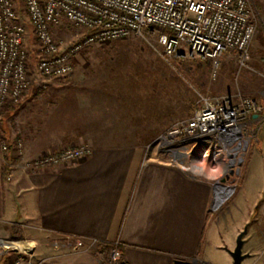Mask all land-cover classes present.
<instances>
[{
  "label": "crops",
  "instance_id": "obj_1",
  "mask_svg": "<svg viewBox=\"0 0 264 264\" xmlns=\"http://www.w3.org/2000/svg\"><path fill=\"white\" fill-rule=\"evenodd\" d=\"M103 51L90 48L84 56ZM98 61L85 65L83 86L81 80L69 83L75 112L67 131L43 123L27 140L12 138L9 154L0 155V238L20 236L32 244V256L22 264H108L103 246L115 240L127 264H190L194 257L205 264H232L228 250L244 231L240 264H264V131L226 207L210 212L213 179L184 173L150 147L195 109L160 124L152 118V80L125 81L121 68ZM255 100L264 107V93ZM263 117L255 121L261 125ZM68 143L86 145L89 155L54 166L25 165ZM3 160L8 180L2 178ZM68 236L83 245L73 249L51 241ZM206 245L224 250L223 262L212 259ZM12 255L0 253V264Z\"/></svg>",
  "mask_w": 264,
  "mask_h": 264
},
{
  "label": "built area",
  "instance_id": "obj_2",
  "mask_svg": "<svg viewBox=\"0 0 264 264\" xmlns=\"http://www.w3.org/2000/svg\"><path fill=\"white\" fill-rule=\"evenodd\" d=\"M63 27L79 32L64 41L54 34ZM148 27L157 34L165 57H198L213 61L214 68L226 50L247 56L245 48L254 32L249 0H0V109L18 104L32 85L44 89L51 80L69 77L73 57L83 48ZM263 112L264 107L251 97H242L239 103L204 100L190 118L174 123L153 141L155 151L165 163L192 177H201L208 165L213 181L219 172L225 182L214 181V200H220L217 188L233 190L239 181L251 141L249 124ZM2 119L0 113V155L5 157L11 142L3 132ZM89 153L84 144H67L42 152L25 165L72 163ZM66 239L73 249L83 245L80 239ZM51 240L58 244L57 239ZM32 248L0 238V253L16 254L8 264L24 263ZM108 264H127L117 240L109 244Z\"/></svg>",
  "mask_w": 264,
  "mask_h": 264
},
{
  "label": "rangeland",
  "instance_id": "obj_3",
  "mask_svg": "<svg viewBox=\"0 0 264 264\" xmlns=\"http://www.w3.org/2000/svg\"><path fill=\"white\" fill-rule=\"evenodd\" d=\"M249 7L254 32L245 48L247 56L242 57L239 51L233 49L226 50L217 58L216 68L213 66V61L198 57L168 58L161 53L157 34L149 27L126 38L92 44L78 52L76 77L71 74L67 78L51 80L44 89L32 85L23 94L18 104L5 105V107L11 105L13 109L8 114L2 115L4 134L8 136L9 141L12 138L27 140L42 130V124L46 122L59 124L62 131L65 129L67 131L69 116L75 112V98L70 95L74 89L69 87V83L72 80H81V86H83L85 65L96 63L101 59L104 60L103 63H114L113 68L115 67L116 70L121 68L124 74L119 73L120 78L125 81L152 80V118L155 116L160 124L185 118L189 112L200 107L204 100L229 99L233 103H239L242 97L260 99L264 93V0H249ZM78 32L79 29L75 27L54 30L55 36L64 41L76 36ZM90 48H100L105 51L100 55L85 57V51ZM262 120L264 123V117ZM260 131L259 122H250L251 141L245 160L251 147L253 148V145L260 141ZM152 152L156 153L154 142H152ZM156 155L158 159L164 158L157 153ZM208 167L211 166L208 165ZM208 167L202 176L212 179L214 176ZM215 175L220 176L214 180L218 182L222 175H219V172ZM234 189L227 194L226 198L213 200L210 212L216 209L218 211L220 206L222 211ZM7 239L15 240L22 245H32L20 236ZM56 241L57 243L65 241L72 247V241L66 238H57ZM108 249H104L107 256ZM206 250L212 259L223 262L221 255H225L224 250H215L209 245H206ZM10 252L13 255L9 260L16 256L13 251ZM193 260L197 261V264H205L197 257L190 259V264Z\"/></svg>",
  "mask_w": 264,
  "mask_h": 264
},
{
  "label": "water",
  "instance_id": "obj_4",
  "mask_svg": "<svg viewBox=\"0 0 264 264\" xmlns=\"http://www.w3.org/2000/svg\"><path fill=\"white\" fill-rule=\"evenodd\" d=\"M257 115H254V117H256ZM225 182V178H221L220 179V183L221 185H223ZM244 234V231L240 232L237 237H236V241H235V246L233 249H229L228 253L230 254L231 258H232V264H240L242 259L245 257V255L242 253V236Z\"/></svg>",
  "mask_w": 264,
  "mask_h": 264
},
{
  "label": "trees",
  "instance_id": "obj_5",
  "mask_svg": "<svg viewBox=\"0 0 264 264\" xmlns=\"http://www.w3.org/2000/svg\"><path fill=\"white\" fill-rule=\"evenodd\" d=\"M24 93H26V91H25ZM24 93H23V94H24ZM12 109H13V106H11V105H7L5 108H1V109H0V113H1L2 115H6V114H8ZM260 130H261V131H264V123H262V124L260 125ZM5 175H6V165L4 164L3 167H2V178H3V179H5ZM103 247H104V249L109 248V244H105ZM121 251H122V248H121Z\"/></svg>",
  "mask_w": 264,
  "mask_h": 264
},
{
  "label": "bare ground",
  "instance_id": "obj_6",
  "mask_svg": "<svg viewBox=\"0 0 264 264\" xmlns=\"http://www.w3.org/2000/svg\"><path fill=\"white\" fill-rule=\"evenodd\" d=\"M218 189H219L218 190L219 191V199H221L224 196H226L230 192V190H231V188H229L227 186H224V187L219 186Z\"/></svg>",
  "mask_w": 264,
  "mask_h": 264
},
{
  "label": "flooded vegetation",
  "instance_id": "obj_7",
  "mask_svg": "<svg viewBox=\"0 0 264 264\" xmlns=\"http://www.w3.org/2000/svg\"><path fill=\"white\" fill-rule=\"evenodd\" d=\"M192 264H197V261L193 260V261H192Z\"/></svg>",
  "mask_w": 264,
  "mask_h": 264
}]
</instances>
